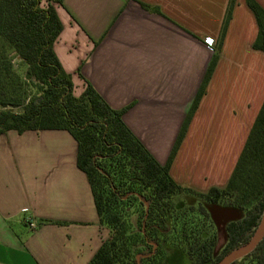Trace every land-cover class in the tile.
<instances>
[{"label": "crops", "instance_id": "1", "mask_svg": "<svg viewBox=\"0 0 264 264\" xmlns=\"http://www.w3.org/2000/svg\"><path fill=\"white\" fill-rule=\"evenodd\" d=\"M255 1L264 9V0ZM228 4L63 0L55 5L62 29L53 50L74 95L87 80L111 107L131 104L123 121L164 164L218 45ZM256 34L245 1L233 0L215 67L170 165L178 184L199 192L226 184L264 99ZM107 236L68 131L0 135V264H87Z\"/></svg>", "mask_w": 264, "mask_h": 264}, {"label": "trees", "instance_id": "2", "mask_svg": "<svg viewBox=\"0 0 264 264\" xmlns=\"http://www.w3.org/2000/svg\"><path fill=\"white\" fill-rule=\"evenodd\" d=\"M244 1L257 25L252 47L264 53V9L255 0ZM62 2L0 0V135L8 130L62 129L74 138L76 165L87 178L99 224L108 230L87 264H165L169 247L180 249L189 264H214L247 243L264 206V99L223 187L199 192L178 184L169 172L215 67L233 0L164 164L123 121L131 104L111 107L87 80L83 91L74 95L71 75L53 50L62 29L55 5ZM13 58L25 65L24 79L13 71ZM181 194L243 212L241 218L226 222L225 243L215 256L218 237L207 209L201 202L189 205L177 199ZM246 258L264 264V235L253 250L230 264Z\"/></svg>", "mask_w": 264, "mask_h": 264}, {"label": "rangeland", "instance_id": "3", "mask_svg": "<svg viewBox=\"0 0 264 264\" xmlns=\"http://www.w3.org/2000/svg\"><path fill=\"white\" fill-rule=\"evenodd\" d=\"M12 62H13V71L19 77L23 78L24 73H25V68H26L25 65L20 60L15 59V58L12 59ZM31 91L33 93H36L34 87L31 89ZM15 110H18V108H15ZM177 199H180L187 204L191 203L193 205H196L198 202H201L203 205H205L209 209L212 215V218L214 219V222H215V224H213L212 226V231L216 233L218 237L217 244L213 249V255L215 256L216 254H218L221 247L225 243V239H226L225 224L226 222L241 218L243 215V212L237 208H229V207H224L218 204L201 201L198 197L193 196L191 194L178 195ZM190 216H193V215H190ZM194 219L199 220L196 218V216L194 217ZM167 254H168L167 255L168 257H167L165 264H189L188 259L184 256L183 252L180 249L169 247L167 249ZM235 264H252V261L250 258H246V259H242L236 262Z\"/></svg>", "mask_w": 264, "mask_h": 264}, {"label": "water", "instance_id": "4", "mask_svg": "<svg viewBox=\"0 0 264 264\" xmlns=\"http://www.w3.org/2000/svg\"><path fill=\"white\" fill-rule=\"evenodd\" d=\"M263 235H264V206L261 216V222L258 228L256 229V231L254 232L253 236L250 238V240L241 247L235 249L234 251H231L230 253L225 255L222 259H220L218 262L214 264H230L234 260L243 257L251 250H253V248L257 245V243L260 241Z\"/></svg>", "mask_w": 264, "mask_h": 264}, {"label": "built area", "instance_id": "5", "mask_svg": "<svg viewBox=\"0 0 264 264\" xmlns=\"http://www.w3.org/2000/svg\"><path fill=\"white\" fill-rule=\"evenodd\" d=\"M205 43H207V45H209V46H212L213 45V42L211 41V40H205ZM29 225L30 226H33V224L32 223H29Z\"/></svg>", "mask_w": 264, "mask_h": 264}]
</instances>
